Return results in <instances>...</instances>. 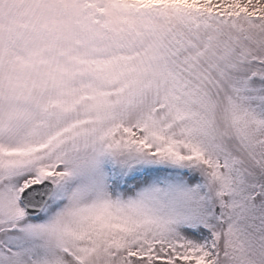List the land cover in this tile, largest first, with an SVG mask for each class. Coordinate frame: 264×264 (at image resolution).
Segmentation results:
<instances>
[{
    "label": "snow or ice",
    "instance_id": "snow-or-ice-1",
    "mask_svg": "<svg viewBox=\"0 0 264 264\" xmlns=\"http://www.w3.org/2000/svg\"><path fill=\"white\" fill-rule=\"evenodd\" d=\"M0 264H264V0H0Z\"/></svg>",
    "mask_w": 264,
    "mask_h": 264
}]
</instances>
